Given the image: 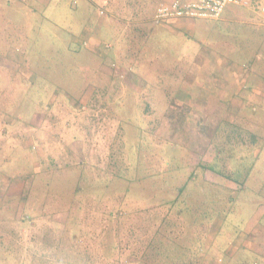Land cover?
Returning <instances> with one entry per match:
<instances>
[{
	"label": "rangeland",
	"instance_id": "obj_1",
	"mask_svg": "<svg viewBox=\"0 0 264 264\" xmlns=\"http://www.w3.org/2000/svg\"><path fill=\"white\" fill-rule=\"evenodd\" d=\"M162 1L0 0V264H264L228 247L264 213V162L234 160L264 139V111L192 105L215 71L189 72L188 40L152 24ZM250 13L196 23V45L238 68L228 85L264 83Z\"/></svg>",
	"mask_w": 264,
	"mask_h": 264
},
{
	"label": "crops",
	"instance_id": "obj_2",
	"mask_svg": "<svg viewBox=\"0 0 264 264\" xmlns=\"http://www.w3.org/2000/svg\"><path fill=\"white\" fill-rule=\"evenodd\" d=\"M166 1L171 2L172 0H166ZM246 10L247 12L245 11L246 12L245 15L238 14L234 16L235 19H232V16H226L227 14L225 11L222 17L218 20H213V19L173 20L164 25L165 27L169 28L172 31V33L176 34V36L180 38L181 41L188 40L187 46H190L192 48L190 55L191 56L190 63L192 64V67H189L190 69L189 72L191 73L195 72V64L199 62V60H201L204 65L203 67L204 72L215 71L214 75L211 74L207 77H204V80L201 83H196L192 81L194 84H192V89H190L189 95L192 97V105L197 106L199 112H203V113L211 112V111L221 112V113H225V116L229 118L230 116L233 115L234 116L233 119L235 120L238 117H242L240 113H243L248 109L255 112V114H257L258 112V108H261L264 111V83H262L261 87L248 88L245 86L244 88V86L242 85H236L235 82L237 77L234 78L232 77V83L228 85L226 74L228 72L230 73L232 72L234 75H236L235 72L237 71L238 68H233L231 66V62H229L228 58H226V55L218 52L220 51V49L214 50V48H210L209 52H203L199 48L198 44L196 45V42L193 40L194 33L197 27L196 23L198 21L204 20V21L217 22L223 24L237 23L238 22L237 19L247 18L249 12H252L250 14L254 13L252 10H248V9ZM260 18L261 20L259 19L258 22L261 26H264V17L260 16ZM260 22H262L263 24ZM112 26L115 27L113 24ZM118 33L119 32L117 31V28H115V35H117ZM115 35L111 36L110 38H115L116 37ZM233 36L239 37L241 40H244L246 44L245 46L246 48H248L249 46L247 44L249 43L253 35H243L242 32H236L235 34H233ZM107 37L109 38V36ZM96 38H95V42L99 41ZM190 39L191 41H189ZM249 45L250 47L253 48L251 43H249ZM243 52L241 53L243 54ZM211 65H214V67H211ZM193 78L194 76L191 77V79ZM207 78L213 81V84H211L213 88L211 87V89H208L206 87L205 83L207 82L206 81ZM191 90H193L192 93ZM203 118H205L204 115ZM251 120H252V125L254 122V125L256 127L264 128V121L262 119H258V120L251 119ZM258 133L259 131L257 130V132L255 133L257 135H251L250 137L251 145L248 147V150L247 149L245 150L246 153H243L238 157L236 155V158L234 160L236 162L235 163L236 165L238 163L237 167L241 166V164L244 163V160L246 159L248 160V158L252 156H254V158L252 159V161H254L253 167L258 163L260 164L264 162V156H263L264 147L261 146L257 147V145L259 144L260 145L263 144L264 146V139H260L259 137L261 136L258 135ZM236 144L237 145L239 144L240 147L242 145H245L244 142L242 141H238ZM255 170H257V168H255ZM206 171H207L206 176L214 175L218 177V179L221 180L222 182H224L226 179L223 176H220L219 174L213 172L212 170H206ZM225 182L227 183V181ZM257 187L258 189H260L261 185ZM260 209L264 211V205H262ZM259 214L260 216L255 215L251 219L252 221L250 222V224L238 232L236 238L234 239V244H235L234 247L231 246L232 242L228 243V247L233 250V252H231L230 250L231 252L230 255L233 256V258L234 255L232 254H235L234 250L241 248L246 250V252L249 254L253 253L254 255H257L259 258L262 257L264 261V220H263L264 213L260 212ZM216 238L214 237V239H212L210 243H213L216 240ZM256 264H260V263H256Z\"/></svg>",
	"mask_w": 264,
	"mask_h": 264
},
{
	"label": "built area",
	"instance_id": "obj_3",
	"mask_svg": "<svg viewBox=\"0 0 264 264\" xmlns=\"http://www.w3.org/2000/svg\"><path fill=\"white\" fill-rule=\"evenodd\" d=\"M228 6L252 10L255 14L264 17V0H172L162 1L151 21L153 25L160 26L173 20H218ZM83 44L88 46L87 42ZM105 47L111 49L112 45L107 44Z\"/></svg>",
	"mask_w": 264,
	"mask_h": 264
},
{
	"label": "trees",
	"instance_id": "obj_4",
	"mask_svg": "<svg viewBox=\"0 0 264 264\" xmlns=\"http://www.w3.org/2000/svg\"><path fill=\"white\" fill-rule=\"evenodd\" d=\"M217 155H218V153H216ZM213 159V158H212ZM214 167L212 166L211 168H210V170H212ZM218 168V167H217ZM213 171V170H212ZM213 172H215V173H217V174H219L218 172H216V171H213ZM220 176H223L224 178H226V179H233V176H232V174L231 173H228V172H226V173H220L219 174ZM258 259H259V261L260 260H262V263H264V261H263V259H260L259 257H258ZM261 262V261H260ZM256 263H259V262H256Z\"/></svg>",
	"mask_w": 264,
	"mask_h": 264
}]
</instances>
